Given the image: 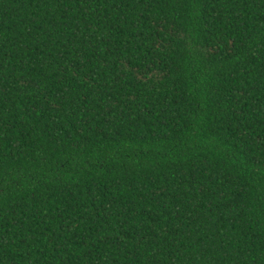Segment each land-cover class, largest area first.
I'll use <instances>...</instances> for the list:
<instances>
[{
  "label": "trees",
  "instance_id": "obj_1",
  "mask_svg": "<svg viewBox=\"0 0 264 264\" xmlns=\"http://www.w3.org/2000/svg\"><path fill=\"white\" fill-rule=\"evenodd\" d=\"M0 264H264V0H0Z\"/></svg>",
  "mask_w": 264,
  "mask_h": 264
}]
</instances>
